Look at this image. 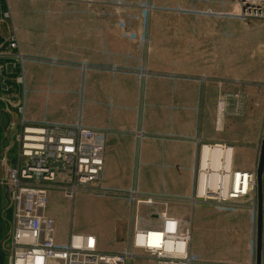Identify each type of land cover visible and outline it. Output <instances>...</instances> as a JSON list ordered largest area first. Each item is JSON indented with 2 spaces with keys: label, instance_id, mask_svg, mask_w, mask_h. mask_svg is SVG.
Wrapping results in <instances>:
<instances>
[{
  "label": "crops",
  "instance_id": "obj_1",
  "mask_svg": "<svg viewBox=\"0 0 264 264\" xmlns=\"http://www.w3.org/2000/svg\"><path fill=\"white\" fill-rule=\"evenodd\" d=\"M86 1L0 0V88L3 82L5 90L13 89L15 99L9 98L12 103L22 100L30 123H80L103 139L100 186L108 194L90 197L106 199L114 209L111 246H105L100 231L83 233L92 234L100 250L121 252L131 228L120 240L115 231L123 222L132 225L130 191L166 198L167 212L181 219L168 209L195 208L188 199L199 141L233 145L235 168L251 169L256 163L262 138L257 119L264 114V21L229 16L232 0L222 12L180 16L155 10L147 20L120 27L117 12L90 9ZM13 33L16 49L8 44ZM18 52L58 58L63 65L37 68L26 64V57L18 61L13 56ZM141 69L145 76L138 73ZM231 79L246 81L249 103L244 96L241 116L220 117V92L239 88L224 84ZM165 179L174 190L165 188ZM154 206L162 209L140 204L139 220L143 208ZM150 212L144 227L159 225L158 212ZM135 258L155 264L139 251Z\"/></svg>",
  "mask_w": 264,
  "mask_h": 264
},
{
  "label": "built area",
  "instance_id": "obj_2",
  "mask_svg": "<svg viewBox=\"0 0 264 264\" xmlns=\"http://www.w3.org/2000/svg\"><path fill=\"white\" fill-rule=\"evenodd\" d=\"M88 5L92 0H87ZM116 9L139 10L148 19L156 10L151 0H115ZM240 21H264V0H234L228 13ZM7 17L8 14L6 13ZM9 48L16 49L17 39L13 33ZM148 46V39H143ZM13 56L23 62L22 54ZM140 76L146 69L138 71ZM17 83L22 78L17 77ZM225 85L238 90L220 92L218 115L241 116L244 111L246 81L231 79ZM4 100V98L2 99ZM16 107L11 118V108ZM4 111L9 116L5 135L8 141L3 151L16 145V165L9 167L4 156L0 159V173L6 183V205L12 209L10 239L5 264H131L139 251L155 264H238L205 262L197 259L191 251L192 221L184 220L167 212L166 198L141 196L135 191L127 193L133 208L130 241L121 252H106L97 247L96 238L88 233H76L69 229L65 240H60L54 219L46 213L49 197L57 192L73 201L78 194H108L100 186L104 166L105 144L97 131L80 123L72 126L62 124H35L28 122L23 114L22 100H10ZM219 128L221 125L218 123ZM195 181L190 205H213L216 207L245 206L255 215V229L249 247L248 259L239 264H256L257 221V162L251 169L235 168L234 146L226 143L199 141ZM219 169V171L217 170ZM264 184V175H262ZM264 186V185H262ZM140 204L161 205L158 211L159 225H140L137 208ZM5 215V212H4ZM4 228L6 223L3 224ZM151 234H159L156 243ZM261 264H264V188H262Z\"/></svg>",
  "mask_w": 264,
  "mask_h": 264
},
{
  "label": "rangeland",
  "instance_id": "obj_3",
  "mask_svg": "<svg viewBox=\"0 0 264 264\" xmlns=\"http://www.w3.org/2000/svg\"><path fill=\"white\" fill-rule=\"evenodd\" d=\"M92 1L93 3L87 6L90 9L98 10L105 7L107 10L117 12L121 16V20L118 21L120 27L134 25L141 20L140 18L144 19L140 11L137 12L136 9H133V11L129 8L118 10L113 7V2L104 1V3H102L95 0ZM231 2L232 0H153L156 10H159V12L164 11L163 13L165 14L180 16H184L188 13L190 14V12L201 13L226 11ZM166 22L168 25L169 19L166 20ZM143 36L145 35H140L141 38ZM140 41L142 43L141 39ZM24 56L26 57V64H35L37 65V68H40L41 65L47 64L50 66L63 65L60 63L62 60H59L58 58H47L41 55L29 56L25 54ZM25 65L23 68H26ZM12 91L13 89L11 88L7 90L0 88V110L5 108L10 102L9 96H14ZM244 96L245 99L247 98L246 102L245 100L244 102L247 104L248 95L245 91ZM3 98L4 100H2ZM13 99L15 98L13 97ZM9 106L11 108V118H13V112L16 111V107H12L10 103ZM245 111H247L246 107ZM256 112L259 117V112ZM257 121L259 122V133L260 136H262V133H264V114L261 115V120L258 118ZM6 134L11 135V131L6 133V131L0 126V159L5 156L7 159V165L9 167H14L17 159L16 145H12L5 151H3L1 147V140ZM241 158L244 159L243 157ZM252 164H254V161H252L250 165L251 168L255 165ZM164 182H166L165 188H168L169 190L175 189L169 180L165 179ZM5 185L6 183L0 173V189L4 188ZM176 206L179 207L180 205ZM185 208L187 210L186 213H183L186 210L175 211L171 208L172 211L169 209L168 211L178 214L179 217L184 218V220H190V218L194 220L192 225L191 251L197 259L205 262L219 261L238 264L243 263L248 259L249 247L254 235L256 220L255 215L249 209L245 206L216 207L213 205H205L202 207L197 205L194 209L188 207ZM159 210L160 208L156 206L151 207V209L148 207L143 208L139 220L141 226H146V223L149 222L150 211L155 213ZM46 213L51 215L54 219L56 231L60 240L63 241L66 239L69 229L72 226V231L76 233L93 230L100 231L103 235L102 237L105 246L107 248L111 246L112 235L109 231H111L112 226L117 219H115L113 207L110 203L106 202V199L92 198L89 194L82 193L78 194L73 201H70L64 198L63 195L54 192L49 197ZM11 220L12 209L7 205L4 207L0 206V264H5L6 251L9 250L10 239H6L7 234L4 233V231L9 232ZM4 223H6L5 228L3 226ZM155 223L157 224V221ZM130 228L129 222H126V224L123 222V224L118 225L116 231L119 232V234L117 235V232L115 231L116 239L120 240V234L121 237H124L127 232L129 233ZM120 249L122 250V248ZM131 264L146 263L141 259L134 258Z\"/></svg>",
  "mask_w": 264,
  "mask_h": 264
},
{
  "label": "water",
  "instance_id": "obj_4",
  "mask_svg": "<svg viewBox=\"0 0 264 264\" xmlns=\"http://www.w3.org/2000/svg\"><path fill=\"white\" fill-rule=\"evenodd\" d=\"M3 77H1V80ZM2 83V88L6 89L5 85ZM9 124V116L3 109L0 110V126L6 131ZM8 141L3 138L1 140V147H5ZM257 221H256V264H261V227H262V175H264V133H262L260 151L257 160ZM6 205L5 189H0V206L4 207ZM4 226V225H3ZM5 233V231H4Z\"/></svg>",
  "mask_w": 264,
  "mask_h": 264
},
{
  "label": "bare ground",
  "instance_id": "obj_5",
  "mask_svg": "<svg viewBox=\"0 0 264 264\" xmlns=\"http://www.w3.org/2000/svg\"><path fill=\"white\" fill-rule=\"evenodd\" d=\"M217 170L219 171V169H217ZM151 236L154 238V241H152V239H150L151 242L156 243L155 241H157V239L159 238V234H151Z\"/></svg>",
  "mask_w": 264,
  "mask_h": 264
}]
</instances>
